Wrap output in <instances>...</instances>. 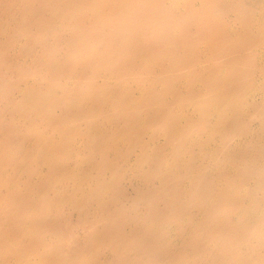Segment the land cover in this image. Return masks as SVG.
<instances>
[{
    "label": "rangeland",
    "instance_id": "1",
    "mask_svg": "<svg viewBox=\"0 0 264 264\" xmlns=\"http://www.w3.org/2000/svg\"><path fill=\"white\" fill-rule=\"evenodd\" d=\"M49 1L53 8L57 0ZM143 1L154 0L136 3ZM212 1L194 0L206 7L207 15L215 10ZM21 2L0 0V264H151L160 260L157 250L149 256L144 247L126 241L127 234L136 243L147 239L151 220H165L164 244L184 251L180 257L193 255L192 263L264 264V0H247L261 25L239 23L237 31L246 38L225 36L235 48H253L244 50L245 68L255 73L246 93L221 86L236 72L234 61L210 60L209 37L192 50L196 54L200 47L198 62L191 67H175L185 60L180 47L151 70L146 63L131 61L130 72L120 77L94 80L91 70L84 76L53 73L52 59L62 65L71 58L74 65L66 69L83 68L81 54L68 45L77 30L73 23H51L52 30L46 31L35 19L44 1L33 0L30 15ZM174 2L175 27L166 39L180 41L183 26L195 17L182 4L186 0H164L162 6L172 10ZM89 6L106 9L109 4L89 0ZM92 14L85 13V25L93 23ZM230 15L240 16L235 11ZM106 27L108 39L113 27ZM138 33L132 30L130 35ZM46 45L57 51H47L40 63ZM120 47L106 57L111 65L125 55ZM85 52L92 57L106 51L93 47ZM7 66L12 73H6ZM18 76L25 77L20 81ZM124 85L128 93L122 97L125 93L118 90ZM91 86L99 87L96 99L89 98ZM35 95L46 104L35 108ZM52 98L53 105L47 104ZM128 100L134 102L131 107ZM90 135L97 137L95 144ZM196 188L205 194L199 206L192 198ZM217 190L222 192L214 206L202 212ZM173 196L177 201L192 198V215L182 222V209L172 210ZM252 213L257 214L243 225ZM193 221L187 235L184 225ZM198 222L211 225L216 238L197 242L193 230L211 236ZM224 223L237 227L219 234ZM230 238L233 243L224 251Z\"/></svg>",
    "mask_w": 264,
    "mask_h": 264
},
{
    "label": "bare ground",
    "instance_id": "2",
    "mask_svg": "<svg viewBox=\"0 0 264 264\" xmlns=\"http://www.w3.org/2000/svg\"><path fill=\"white\" fill-rule=\"evenodd\" d=\"M43 1L44 6L42 8V11L35 10V19L40 25H42V27H44L46 31H48L49 27H51L50 30H52L51 23L57 24L59 25V27H66L70 25V23H73V25L70 26L77 30L75 31L76 36H74L71 44L68 43V45L70 46L71 50H76L81 54L78 62L83 66V68L80 70L66 69V67L74 65L73 59L68 58L62 60V65H60L58 61L52 59L50 63L53 67V73H57L61 70L63 74L69 71L70 73H72L71 76H84L89 70H91V75H94V80L99 77L106 76L109 78H114L110 75L120 77V73L127 74L128 72H130L128 71L127 64H129L131 61L139 60L140 63H146L149 66L148 70H151L155 65H161V63H163L166 58L171 57L172 54L178 50L177 48L180 47L184 49L185 60L183 62H176L175 67L180 68L183 64L185 67H191L198 62V50L200 47L197 48L196 54L192 55V50L198 47L200 43L204 42L205 39L209 37L212 46V54L210 60H226L227 64H230L234 61L232 67L235 68L236 72L230 76H226L225 81L221 86H234L236 88H239L242 93L250 91L249 86L251 84L249 82L254 78L255 73L254 70H248L247 68H245L246 63L244 61V58H246V54L244 53V50L245 48L253 50V48L246 46L235 48L231 46L232 42H229V39H226V37L232 38L234 36L235 39L246 38L243 37V35L239 34L237 31L239 23H242V27H249L251 24L261 23L260 16H258L254 12L255 7L250 6L247 0H214L209 5H214L215 10L209 11V15H207L206 7L204 5L198 6L194 2V0H186V3L182 4L185 5L188 14L190 16L193 15L195 19L183 26L182 32L184 33V37L182 38V40L179 38L180 41H177L178 38H174L172 40L166 39L167 36L172 35L173 29L175 27L174 18L177 17L175 2L174 4H172V10H169L165 6H162V2L164 0H154L153 2L143 1L142 5H138L136 3V0H101L106 1L109 4L106 9H102L99 7H90L89 0H79L78 3L74 2L73 0H57L53 2V8L50 5L51 1ZM21 3L24 8L25 5H27V8L23 10L28 15L31 10H33V7L29 6L33 5V0H22ZM64 3H68L69 6H63ZM75 4H77L78 6H74ZM45 7L49 8L45 9ZM88 10H91V12L93 13L90 16V18L93 19V23L90 25H85L82 22V19ZM232 11H235V13L239 12L240 16H234V18L231 17L230 13ZM249 13L252 14L250 18L243 17L244 14ZM130 14H134L136 16V19H134ZM220 17L222 19H220ZM230 17L232 19H230ZM240 19L242 21H240ZM216 22H218V25L215 24ZM106 25H110L111 27H113L110 29L112 37L108 39L104 38V33L107 28ZM261 29L262 31H264V26H261ZM132 30H135L139 33L135 36L130 35V32ZM145 30L146 32H148L149 39L144 37V35L146 34L144 33ZM244 30L251 31L249 28H246ZM128 31L130 32L126 36ZM56 34L57 33H54V36H57ZM115 35L118 37V39L114 38ZM74 42L78 43L73 44ZM36 44L44 45L46 44V42L37 41ZM120 45L124 46V50L126 53L122 58H120V55H118L115 59V63L111 65L110 61L106 59V57L112 55L115 52L116 48H121ZM95 46L104 47V51L106 52H104L103 55L105 54V56L97 53L96 55L91 57L85 52V50H93V47L96 49ZM161 47L162 50L160 49ZM47 51H51L52 53H54L57 50L56 48H52L50 45H46L43 53V58L39 59L38 62H44ZM203 53H206V50ZM230 54H233L234 56ZM201 55L202 54H200V56ZM8 66L6 67L7 74L13 72V70ZM18 77L20 78V81H23V77L25 76ZM126 79L124 80L125 84H127ZM123 88L124 89L122 90H118L121 94L125 93L122 97H124L128 93L125 85L123 86ZM62 90L63 92H66L65 88H63ZM88 90L91 91V95L89 98L96 99L99 87L91 86ZM83 92H86V90H84ZM101 97L103 101L107 100L106 95L102 94ZM85 99H87V97ZM32 100L35 108L38 107L40 102L46 104L44 102L45 100L42 99V97L39 95L33 96ZM51 100H53V98L48 99V101ZM121 102L126 107V104L123 102V100H121ZM133 103V101L128 100L127 105L131 107ZM47 104L53 105V102L51 101ZM19 107L21 108L20 105ZM215 111H218L219 113L223 112L220 109H215ZM75 113L76 115H79V109H75ZM129 119H131V117ZM67 128L73 127L67 126ZM91 137L92 141H94L95 144L97 137ZM205 186L207 187L208 185L206 184ZM175 190L176 189L171 191L169 193V196L173 195ZM222 190H217V192H215L211 196L210 200H206L207 203L202 207V212H205L214 206V201L217 199ZM202 192V189L196 188L192 193V198H196L197 200V206H199V204L201 205L202 200L204 199L205 194L204 192ZM226 192L222 193V196L227 197ZM194 195L196 197H194ZM192 198L184 199V201H177L174 196L172 197V210L182 209L181 214H178L179 219H181L180 222H182V220H186L192 215V213L190 212ZM187 201L189 203H187ZM213 211L214 208L206 216L205 220L207 222H210L208 216L212 214ZM199 214L200 210H198L197 216ZM256 214L257 213H252L249 220L245 221L243 225L247 222L252 221L253 216H255ZM195 224L196 221H193L192 226L184 225L185 229H189L187 235L192 232V228ZM180 226H183V224H180ZM197 227H206V231L211 234L210 237H204L197 230H193V232L198 233L196 235L197 242L205 243L216 238L217 234L216 232L211 230V225L208 226L203 222H198ZM233 227L237 226H232L231 223H224V228L219 234H224L226 233V231L228 232L229 228L233 229ZM149 230L150 234L147 239L139 243H136L138 239L132 241V238L134 237V235L132 234H127L126 241H128L129 243H133V245L144 247L145 251L143 253L149 256H151L153 249L157 250L160 254V260H155V258L154 260H151V264H196L191 262L195 259L193 255L180 257L184 251L174 245L164 244L166 233L165 220H151L149 222ZM150 235H153L152 240H150ZM232 243L233 239L230 238L227 241L226 245L222 247V249L224 251H227Z\"/></svg>",
    "mask_w": 264,
    "mask_h": 264
}]
</instances>
